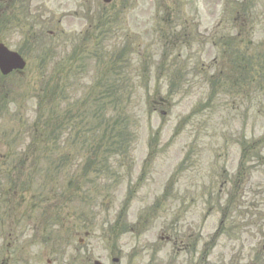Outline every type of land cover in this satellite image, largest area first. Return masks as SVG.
Masks as SVG:
<instances>
[{"label":"rangeland","instance_id":"rangeland-1","mask_svg":"<svg viewBox=\"0 0 264 264\" xmlns=\"http://www.w3.org/2000/svg\"><path fill=\"white\" fill-rule=\"evenodd\" d=\"M0 38V264L264 256V0H0Z\"/></svg>","mask_w":264,"mask_h":264},{"label":"water","instance_id":"water-1","mask_svg":"<svg viewBox=\"0 0 264 264\" xmlns=\"http://www.w3.org/2000/svg\"><path fill=\"white\" fill-rule=\"evenodd\" d=\"M25 64L24 59L17 52L9 50L0 43V70L3 74H8L14 69H23Z\"/></svg>","mask_w":264,"mask_h":264},{"label":"trees","instance_id":"trees-1","mask_svg":"<svg viewBox=\"0 0 264 264\" xmlns=\"http://www.w3.org/2000/svg\"><path fill=\"white\" fill-rule=\"evenodd\" d=\"M54 54H55V53H54ZM52 59H53V61H54L53 66H54L55 68L61 66V63H60V60H59L57 54H55L54 57H53ZM101 117H103V116H101ZM51 121H52V122L48 125L49 129H51V128L53 127V119H52ZM113 123H114V124H113V127H114V128H117V129L119 128V129H121V130H124V128L127 127L126 124H125V121H124L122 118H116V119L113 121ZM124 124H125V125H124ZM115 143H118V142H115Z\"/></svg>","mask_w":264,"mask_h":264}]
</instances>
